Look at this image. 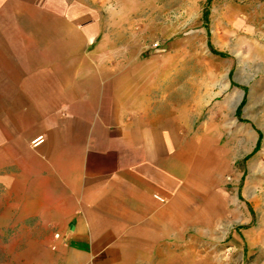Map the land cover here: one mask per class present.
Wrapping results in <instances>:
<instances>
[{"label":"crops","instance_id":"0c3cea01","mask_svg":"<svg viewBox=\"0 0 264 264\" xmlns=\"http://www.w3.org/2000/svg\"><path fill=\"white\" fill-rule=\"evenodd\" d=\"M149 80L88 0H0V264H196L206 173Z\"/></svg>","mask_w":264,"mask_h":264},{"label":"rangeland","instance_id":"374dc122","mask_svg":"<svg viewBox=\"0 0 264 264\" xmlns=\"http://www.w3.org/2000/svg\"><path fill=\"white\" fill-rule=\"evenodd\" d=\"M88 3L118 51L146 62L149 108L179 123L206 173L181 247L196 264H264V0Z\"/></svg>","mask_w":264,"mask_h":264},{"label":"built area","instance_id":"2783aa9c","mask_svg":"<svg viewBox=\"0 0 264 264\" xmlns=\"http://www.w3.org/2000/svg\"><path fill=\"white\" fill-rule=\"evenodd\" d=\"M56 237H58V235H55Z\"/></svg>","mask_w":264,"mask_h":264}]
</instances>
